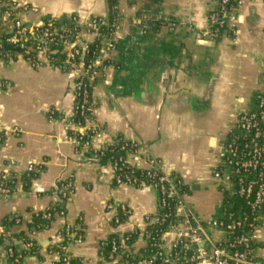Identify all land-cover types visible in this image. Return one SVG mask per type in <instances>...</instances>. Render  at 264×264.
<instances>
[{
    "label": "crops",
    "instance_id": "0c3cea01",
    "mask_svg": "<svg viewBox=\"0 0 264 264\" xmlns=\"http://www.w3.org/2000/svg\"><path fill=\"white\" fill-rule=\"evenodd\" d=\"M14 1L37 9L24 16L33 25L110 16L107 0ZM241 2L235 34L227 30L213 40L207 19L214 0H117L116 49L105 78L91 92L93 125L103 130L94 148L103 150L118 137L137 142L138 154L128 156L131 165L147 168L146 158L157 159L166 172L192 186L185 204L206 228L201 247L224 239L208 225L219 217L224 201L213 175L222 166L227 135L264 94V0ZM74 80L48 66L33 69L20 54L0 58V129L22 130L20 138L8 136L0 143V173L20 177L18 192L0 196V224L7 218L21 220L8 236L0 235V264H14L8 248L23 250L19 234L38 247V254L21 264H55L49 248L59 243L66 225L84 230L83 243L69 247L73 259L100 264L103 240L143 230L144 218L156 212L154 190L118 187L108 163L75 151L60 119L72 115ZM51 110L58 113L52 123L47 118ZM10 160L15 166L9 167ZM31 164L42 171L27 187L24 177ZM61 180L75 186L63 205L66 216L55 217L45 230L32 227L34 214L61 205L56 193ZM108 203L126 204L130 221L115 228L105 210ZM256 244L254 259L264 263V219ZM137 247L144 249V244Z\"/></svg>",
    "mask_w": 264,
    "mask_h": 264
},
{
    "label": "built area",
    "instance_id": "2783aa9c",
    "mask_svg": "<svg viewBox=\"0 0 264 264\" xmlns=\"http://www.w3.org/2000/svg\"><path fill=\"white\" fill-rule=\"evenodd\" d=\"M216 7L208 15V33L213 40H219L227 30L234 32L237 12L241 0H214ZM37 13L35 7L20 4L14 0H0V49L9 44L20 47V54L33 69L51 67L74 76V106L72 115L60 118L68 129L69 140L78 154L88 153L101 160L104 152L116 146L118 139L103 150H96L93 142L103 130L93 125L91 92L103 80L116 49L115 34L119 30L118 18H93L85 23L79 17H71L63 25L46 20L33 25L24 21V16ZM93 37L88 42L86 37ZM6 56H9L7 54ZM264 84V69L262 71ZM255 109L242 114L237 125L229 131L224 144L222 166L214 172V179L224 195L219 217L208 225L212 231L224 234L222 241L209 242L201 247L205 226L187 209L185 198L193 187L175 174L166 172L164 164L154 158H146L147 168L133 166L128 156L138 154L137 142H122L125 157L111 158L114 183L118 187L152 189L158 195L156 212L144 218L143 230L133 229L105 239L100 244V264H264L254 259L257 232L264 219V94L256 98ZM50 123L57 121L58 113H48ZM18 127L0 129V143L8 136L20 138ZM15 161H9V167ZM42 168L29 165L26 177L37 176ZM138 173L141 175L138 176ZM19 175L0 173V196L10 198L19 191ZM71 180H61L56 187L60 206H51L41 212L42 218L51 223L55 217H65L63 205L74 194ZM244 199L250 210L235 217L222 213L225 199L233 195ZM58 207V208H57ZM107 214L112 215L115 228L129 222L131 209L126 204L108 203ZM40 213H36L38 216ZM19 223V221H18ZM48 226H44L43 230ZM247 227L246 232L241 230ZM9 231L0 224V235ZM59 243L51 245L49 251L57 258L55 264H72L71 245L82 244L84 230L81 226L66 225L59 233ZM142 242L144 249L137 246ZM34 242H26V250L34 249ZM8 258L14 264H21L23 256L13 248L7 250Z\"/></svg>",
    "mask_w": 264,
    "mask_h": 264
},
{
    "label": "trees",
    "instance_id": "16d2710c",
    "mask_svg": "<svg viewBox=\"0 0 264 264\" xmlns=\"http://www.w3.org/2000/svg\"><path fill=\"white\" fill-rule=\"evenodd\" d=\"M109 10H110V16L109 19L113 22L114 20L117 19V0H107ZM23 53V49L20 47L12 46L9 44H4L3 48L0 49V58H4L6 60H13L17 56V54ZM7 54L10 55L6 56ZM118 144L116 146L109 147L105 152L103 157L101 158V161L104 163H109V160L111 158H118V157H125L128 151H122V138L118 137ZM141 174L138 173V176ZM36 176L32 175L31 177H24V182L27 187L30 184V180ZM58 208V207H57ZM232 213L235 215V217L241 216L246 214L247 216H250V210L246 206V201L240 197H238L236 194L233 195L232 197L226 198L225 199V204L222 209V213ZM19 221V223H18ZM21 220L19 218H7L4 221L1 222V225L5 226L8 231H10L14 226L21 224ZM50 223L46 222L42 218V213H40L38 216L34 214L33 216V223L32 227L37 228V229H43L44 226H48ZM247 227H244L241 232H246ZM23 234H19L17 236V239L21 240L23 243V250H18V247H13V250L15 251L16 254H21L24 257L30 256V255H37L38 254V247L36 244H34V249L33 250H26V242H29L30 240L24 238L23 239ZM253 248H257V244L253 245ZM72 264H78L76 260L73 261Z\"/></svg>",
    "mask_w": 264,
    "mask_h": 264
},
{
    "label": "water",
    "instance_id": "95a60500",
    "mask_svg": "<svg viewBox=\"0 0 264 264\" xmlns=\"http://www.w3.org/2000/svg\"><path fill=\"white\" fill-rule=\"evenodd\" d=\"M12 243H14V242H12ZM7 245L10 246L11 245V242H7Z\"/></svg>",
    "mask_w": 264,
    "mask_h": 264
}]
</instances>
